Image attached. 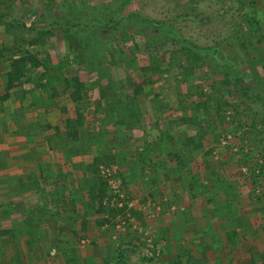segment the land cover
I'll use <instances>...</instances> for the list:
<instances>
[{"label": "rangeland", "instance_id": "rangeland-1", "mask_svg": "<svg viewBox=\"0 0 264 264\" xmlns=\"http://www.w3.org/2000/svg\"><path fill=\"white\" fill-rule=\"evenodd\" d=\"M119 4L0 0V264H18L6 245L23 264H264L245 250L264 230L248 212L264 199V0H133L109 29ZM181 41L207 59L188 63ZM20 55L42 65L7 92ZM227 189L245 253L212 262L216 239L190 219L223 217Z\"/></svg>", "mask_w": 264, "mask_h": 264}, {"label": "crops", "instance_id": "crops-1", "mask_svg": "<svg viewBox=\"0 0 264 264\" xmlns=\"http://www.w3.org/2000/svg\"><path fill=\"white\" fill-rule=\"evenodd\" d=\"M6 186L0 188V192H3L5 193L6 191ZM17 191V190H16ZM15 192V191H13ZM12 192V193H13ZM230 190L227 189V194H225L221 199L224 203V207H226L225 209V214L223 217H220L218 215V212H216V217L214 219H206V221L203 220V222L201 223L200 220L199 222L200 223H197V222H194L196 219H190L192 220L191 222V231L194 230L193 227H196L199 228V231L202 230V232L204 234H210V237L209 240H215L216 239V243L213 242L212 244V248L214 247V245H216L215 248H218V251L214 250V254H215V257L213 258L212 255H210V260L212 262H216V261H222V263H226V261H232V260H236L237 262L239 261L240 262V259H239V253H245L244 251L245 250H249L251 248L253 249H257L258 251H261L262 249L261 248H264V230L262 229H256V235H255V245L254 247H247L245 245V250L244 251H241L240 250V247L241 246V243H239L240 239L242 240H246L248 237L247 235H245V228L243 227V225L240 223V221L237 219L238 217H234L233 214H231L230 212L233 211L235 204H239V205H242V202L241 200H239V195H235L237 196L236 199H234L233 201L231 200L233 197L231 195V193H235L236 191H232L231 193H229ZM20 192H16L15 194L11 195L10 197H8L7 201L9 203H12L13 201H16L14 199H21L20 202H23V203H26V200L30 199L31 197H29L27 194L24 196L22 195H19ZM40 195L42 193H39ZM40 195H37L36 194V198L37 200L39 199ZM234 196V195H233ZM28 197V198H26ZM217 198V196H216ZM10 199V200H9ZM35 201L34 199V205H35V202H38V201ZM259 202V205H256V207H254L251 211L249 207V214H256V215H260L261 217L264 216V199H262L261 201H258ZM17 205H19L17 203ZM215 208V207H214ZM17 209V208H16ZM243 211L245 210V208L242 209ZM18 212V211H17ZM247 212V211H244V213ZM239 213V212H238ZM12 213H10L11 215ZM12 217H14V215H11ZM4 218V217H3ZM11 218V217H10ZM14 219V218H12ZM37 219V218H36ZM28 219H22V221H20L19 223H22L24 225V228L28 229L31 228V222H27ZM183 219H175V225L178 226V230L176 229V231L178 232V238H183V239H187L188 237L187 236H183V231H184V228H185V223L182 221ZM186 222V221H185ZM260 223L262 224V220L260 221ZM225 224V225H223ZM231 225H233L234 227L231 228ZM189 230V229H188ZM194 239V237H193ZM9 245V244H8ZM7 246V245H6ZM5 246V249L8 251V253H12L13 251H15V253L11 254V255H14L15 256V259H18V264H23L22 262V259L23 258H20V255H24V253L22 252V254L20 253H16V249H8L7 247ZM198 246H201L200 244H198ZM15 248V247H14ZM249 248V249H248ZM259 254H261V252H257ZM20 254V255H19ZM27 256V255H26ZM235 258V259H233ZM31 264V262L29 263ZM34 264V262H33ZM258 264H261V262L259 261Z\"/></svg>", "mask_w": 264, "mask_h": 264}, {"label": "trees", "instance_id": "trees-1", "mask_svg": "<svg viewBox=\"0 0 264 264\" xmlns=\"http://www.w3.org/2000/svg\"><path fill=\"white\" fill-rule=\"evenodd\" d=\"M115 0H110V2H114ZM133 0H118L120 2L119 7L114 15H112L106 22V27L111 29L115 28V26L119 25L120 22L124 19H130L132 14L128 13L127 17L123 16V13L126 9H128L129 4ZM134 13V12H133ZM58 28H61L60 26ZM52 27L46 28V27H40V28H35V31L38 33V38L36 41L43 43L44 37L48 35H52ZM62 29V28H61ZM175 43V44H174ZM173 44L178 46L181 51H183L186 54V59L188 60V63L192 64L198 63V62H203L206 57L208 56V49H200L197 46L189 45L186 44L185 41L179 42H174ZM17 51L16 53L22 54V53H27V52H21ZM15 57L11 58L9 61V67L5 73V90L8 92L11 89H14L15 83L19 80V78L22 76V70L24 67V63L27 61H30L33 65H42V62L38 61L35 57H30L26 55H20V57L14 59ZM156 65V62H151L148 66L146 67H141L139 68L140 72L143 73V75L139 76L136 78L135 81L131 79L129 82V90H128V96H137L141 91H142V84L145 83V71L149 69V67ZM144 76V77H143ZM128 77V76H127ZM129 80V79H128ZM147 82V81H146ZM69 83L71 86L74 88V92L72 93L73 98H79L80 97V92L84 88V83L79 80V77L74 76L69 79ZM132 94V95H131Z\"/></svg>", "mask_w": 264, "mask_h": 264}]
</instances>
